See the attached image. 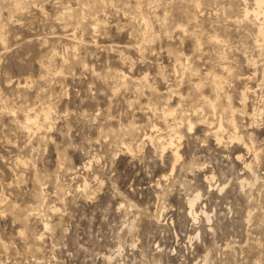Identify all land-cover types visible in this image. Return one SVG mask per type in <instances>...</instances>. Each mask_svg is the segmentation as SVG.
Listing matches in <instances>:
<instances>
[{
    "label": "rangeland",
    "instance_id": "obj_1",
    "mask_svg": "<svg viewBox=\"0 0 264 264\" xmlns=\"http://www.w3.org/2000/svg\"><path fill=\"white\" fill-rule=\"evenodd\" d=\"M253 8L0 0V264H264Z\"/></svg>",
    "mask_w": 264,
    "mask_h": 264
},
{
    "label": "bare ground",
    "instance_id": "obj_2",
    "mask_svg": "<svg viewBox=\"0 0 264 264\" xmlns=\"http://www.w3.org/2000/svg\"><path fill=\"white\" fill-rule=\"evenodd\" d=\"M253 4V3H252ZM244 13H245V17L247 18V16L249 15V14H253V16H254V19L255 20H257V21H259L260 20V18L261 17H263L264 18V0H254V8L253 9H251L250 11L248 10V9H246L245 11H244ZM264 23H259V26H258V34L259 35H263L264 33ZM73 36H75L74 34H72ZM72 37V36H71ZM70 37V38H71ZM67 38V37H66ZM73 38V37H72ZM65 39V38H64ZM74 39H75V37H74ZM71 40V39H70ZM77 41V40H76ZM73 42L75 43V41L73 40ZM142 49V48H141ZM249 64V63H248ZM120 74V73H119ZM118 74V75H119ZM120 76H122V75H120ZM117 77V76H116ZM126 76H124V78H125ZM121 78V77H120ZM123 78V79H124ZM127 78V77H126ZM119 79V78H118ZM125 80V79H124ZM128 80V79H127ZM122 81V80H121ZM134 81H136V80H134ZM134 83V82H133ZM135 83H138V81L137 82H135ZM140 84V83H139ZM138 84V85H139ZM19 85V84H18ZM19 87V86H18ZM49 111L50 110H48V109H46V110H43L42 111V116H41V119H42V121H43V123H48V121H49ZM163 111V110H162ZM167 111H163V116H169L170 115V112L169 113H166ZM259 112V113H258ZM258 112H256V113H254V114H251V117H253V116H255V115H257V116H261V111H258ZM29 115V114H28ZM39 115V114H38ZM162 115V114H161ZM31 116V115H30ZM30 116H27L26 118H25V124H26V127L25 128H28L29 129V127L31 128V126H38L39 124H38V122H37V120H36V118H32V117H30ZM34 116H36V115H34ZM40 119V118H39ZM164 119H166L165 117H164ZM39 121V120H38ZM42 123V124H43ZM49 124V123H48ZM231 124H233V126H234V122H233V119L231 120ZM24 126V125H23ZM22 127V126H21ZM45 128H46V125L44 126ZM24 128V127H23ZM155 128V127H154ZM222 125L221 124H219V126L214 130V135H215V137H216V140L218 141V133L219 132H221V130H222ZM37 129V128H36ZM167 129L169 130V135L166 137L167 139H165V138H162V137H159L158 138V141H159V143L161 144V146L162 147H165V148H167V149H170V150H172V148H173V144H174V141H175V139L177 138V136H175L176 135V131H175V129L173 128V127H171V126H168L167 127ZM235 131L237 130V128L234 126V128H233ZM39 130H41V129H39ZM35 131H37V130H35ZM23 132H25V131H23ZM30 133V132H29ZM27 134H28V132H27ZM165 150V149H164ZM173 151V150H172ZM173 154H174V156L175 157H177L178 156V152L177 151H174L173 152ZM240 158V157H239ZM17 160V159H16ZM15 160V161H16ZM18 163V162H17ZM23 164V163H22ZM18 166V165H17ZM19 166H20V164H19ZM246 168H247V170H251V166H250V164H247L246 165ZM213 180V177H207L206 178V181L207 182H211ZM244 183H247L246 182V180H242L241 181V184H244ZM248 184V183H247ZM195 214V213H194ZM44 226L45 227H47V224H44Z\"/></svg>",
    "mask_w": 264,
    "mask_h": 264
}]
</instances>
